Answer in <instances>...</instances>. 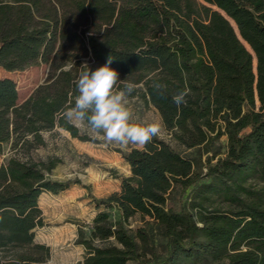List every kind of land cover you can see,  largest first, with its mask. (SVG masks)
Masks as SVG:
<instances>
[{
	"label": "trees",
	"instance_id": "trees-1",
	"mask_svg": "<svg viewBox=\"0 0 264 264\" xmlns=\"http://www.w3.org/2000/svg\"><path fill=\"white\" fill-rule=\"evenodd\" d=\"M109 55L116 87L136 84L129 97L157 109L191 152L153 137L123 153L131 173L93 198L76 264H264V0H0V67L48 69L24 100L0 78V154L9 143L14 151L0 166V264H48L51 248L36 240L40 197L81 182L53 179L59 160L31 154L56 129L95 141L63 112L83 65L94 71ZM185 87L178 108L172 98ZM136 215L145 225L134 235Z\"/></svg>",
	"mask_w": 264,
	"mask_h": 264
},
{
	"label": "rangeland",
	"instance_id": "rangeland-1",
	"mask_svg": "<svg viewBox=\"0 0 264 264\" xmlns=\"http://www.w3.org/2000/svg\"><path fill=\"white\" fill-rule=\"evenodd\" d=\"M47 73L48 69L45 65L32 66L23 71H6L0 67V78L9 77L15 81L21 100L27 98L45 80ZM128 99L129 107L133 111L131 122L159 123L161 130L158 137L183 154L191 152L172 138L164 127L157 109L147 105L139 96L128 97ZM79 130L82 134L93 138L80 128ZM45 138L47 145L34 150L31 157L37 161H47L50 158L59 160L51 177L59 181L80 180L81 183L72 184L69 189L59 194L44 192L41 195L40 207L45 225L36 230V240L50 246L51 256L48 264H76L86 255L85 247L77 243L79 233L81 230L89 232L98 211L93 198H103L119 190L121 177L131 173L122 154L139 147L134 145L122 147L96 138H93L95 141H82L63 129L46 132ZM226 144L227 139L223 137L219 142L222 152L226 151ZM13 154L14 151L9 143L0 154V166ZM19 156L22 157V155ZM169 202L177 205V192L172 194ZM144 225L145 222L141 216L136 215L130 220L128 228L137 235V229ZM151 239L155 244L156 253L159 258H162L165 255V238L155 233ZM137 240L141 246L140 240L138 238Z\"/></svg>",
	"mask_w": 264,
	"mask_h": 264
},
{
	"label": "clouds",
	"instance_id": "clouds-1",
	"mask_svg": "<svg viewBox=\"0 0 264 264\" xmlns=\"http://www.w3.org/2000/svg\"><path fill=\"white\" fill-rule=\"evenodd\" d=\"M112 55L104 65L90 70L85 63L84 70L76 81L78 95L74 106H66L63 115L74 126L93 138L107 143H116L122 147L134 145L143 148L153 137H158L161 125L152 123H133V111L129 107V95L138 87L126 82L118 89L119 73L110 65ZM190 89L185 87L173 96V102L179 108L186 103Z\"/></svg>",
	"mask_w": 264,
	"mask_h": 264
}]
</instances>
